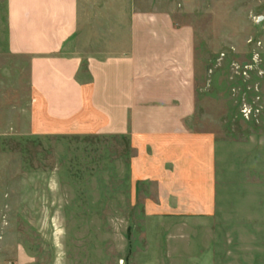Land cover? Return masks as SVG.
<instances>
[{
  "label": "rangeland",
  "instance_id": "rangeland-1",
  "mask_svg": "<svg viewBox=\"0 0 264 264\" xmlns=\"http://www.w3.org/2000/svg\"><path fill=\"white\" fill-rule=\"evenodd\" d=\"M144 1L187 28L212 215L132 209L126 136L33 132L27 59L0 42V264H264V0Z\"/></svg>",
  "mask_w": 264,
  "mask_h": 264
},
{
  "label": "crops",
  "instance_id": "crops-1",
  "mask_svg": "<svg viewBox=\"0 0 264 264\" xmlns=\"http://www.w3.org/2000/svg\"><path fill=\"white\" fill-rule=\"evenodd\" d=\"M0 42L27 59L33 132L126 136L132 209L212 215L213 137L182 123L189 39L169 11L144 0H0Z\"/></svg>",
  "mask_w": 264,
  "mask_h": 264
}]
</instances>
